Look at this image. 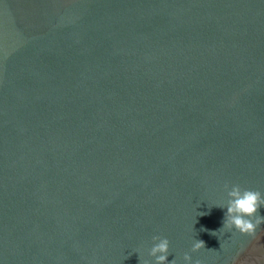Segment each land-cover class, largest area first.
Masks as SVG:
<instances>
[{"label":"water","instance_id":"95a60500","mask_svg":"<svg viewBox=\"0 0 264 264\" xmlns=\"http://www.w3.org/2000/svg\"><path fill=\"white\" fill-rule=\"evenodd\" d=\"M235 185L264 194V0H0V264H264Z\"/></svg>","mask_w":264,"mask_h":264},{"label":"clouds","instance_id":"9594fccd","mask_svg":"<svg viewBox=\"0 0 264 264\" xmlns=\"http://www.w3.org/2000/svg\"><path fill=\"white\" fill-rule=\"evenodd\" d=\"M226 187L228 188V186ZM228 196L230 199L222 229L229 231L235 229L242 235L254 237L257 229L264 224V216L260 214V209L264 208V194L258 190L242 189L239 185H235L228 190ZM215 233L213 232L212 234ZM153 240L156 242L151 247L150 255L155 259V264H170L168 260L170 241L160 236L153 237ZM205 247L204 241L196 240L192 251L199 252ZM183 259L187 264H192L191 255L185 254ZM144 264H147V261ZM171 264H175V261L171 262ZM196 264H199V261Z\"/></svg>","mask_w":264,"mask_h":264}]
</instances>
